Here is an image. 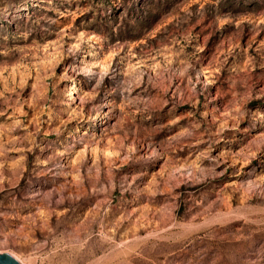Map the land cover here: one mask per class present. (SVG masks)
<instances>
[{
    "label": "rangeland",
    "instance_id": "rangeland-1",
    "mask_svg": "<svg viewBox=\"0 0 264 264\" xmlns=\"http://www.w3.org/2000/svg\"><path fill=\"white\" fill-rule=\"evenodd\" d=\"M0 255L264 264V0H0Z\"/></svg>",
    "mask_w": 264,
    "mask_h": 264
},
{
    "label": "water",
    "instance_id": "water-1",
    "mask_svg": "<svg viewBox=\"0 0 264 264\" xmlns=\"http://www.w3.org/2000/svg\"><path fill=\"white\" fill-rule=\"evenodd\" d=\"M0 264H19L9 255H0Z\"/></svg>",
    "mask_w": 264,
    "mask_h": 264
}]
</instances>
